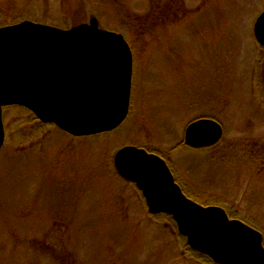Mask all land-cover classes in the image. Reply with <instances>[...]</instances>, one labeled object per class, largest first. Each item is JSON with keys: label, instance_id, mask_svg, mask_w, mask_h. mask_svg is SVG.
Wrapping results in <instances>:
<instances>
[{"label": "rangeland", "instance_id": "rangeland-1", "mask_svg": "<svg viewBox=\"0 0 264 264\" xmlns=\"http://www.w3.org/2000/svg\"><path fill=\"white\" fill-rule=\"evenodd\" d=\"M169 3L0 0V26L68 29L96 17L133 41L130 108L116 129L74 137L3 108L0 264H214L196 260L171 216L150 213L117 174L124 145L163 158L192 200L264 233V47L252 30L264 0ZM199 118L222 125L219 146L184 145Z\"/></svg>", "mask_w": 264, "mask_h": 264}, {"label": "water", "instance_id": "water-1", "mask_svg": "<svg viewBox=\"0 0 264 264\" xmlns=\"http://www.w3.org/2000/svg\"><path fill=\"white\" fill-rule=\"evenodd\" d=\"M252 30L264 47V9ZM132 66L126 38L98 27L96 17L68 29L30 20L0 26V149L6 106L26 108L40 123L75 137L116 129L129 112ZM222 135L217 120L199 118L186 125L183 142L211 146ZM113 166L141 192L150 213L171 216L189 249L216 264H264L262 233L222 207L188 198L159 155L124 145Z\"/></svg>", "mask_w": 264, "mask_h": 264}, {"label": "trees", "instance_id": "trees-1", "mask_svg": "<svg viewBox=\"0 0 264 264\" xmlns=\"http://www.w3.org/2000/svg\"><path fill=\"white\" fill-rule=\"evenodd\" d=\"M162 2H163V0H161ZM170 2V0H164V3H166L167 5L168 4H170L169 3ZM157 6H160V5H157ZM157 8V7H156ZM165 11H167L168 12V10L167 9H165ZM146 30L148 31V29H147V26H146ZM114 31H116V29L114 30ZM152 32H154V29H152L151 30ZM130 36L132 35V34H129ZM126 37V39L128 40V42L130 43V46L132 47V51H133V46H132V43H133V41H131V39L126 35L125 36ZM55 129H56V127H55ZM58 130V129H57ZM95 135H97V134H95ZM83 137H87V136H83ZM89 137H93V135H91V136H89ZM222 141V139L220 140V142ZM219 141L216 143V144H214V145H211V146H209V147H213V146H219L218 144L220 143ZM182 189V191L184 192V194L186 195V196H188V198H190L191 196H192V194L190 193V192H188L184 187H182L181 188ZM193 198H196V197H193ZM197 200H199V201H203V200H200L199 198H196ZM201 205H204V206H207L205 203H200ZM220 204H222V203H220ZM220 207H223L224 209H225V211H226V213L228 214V216L230 217V218H234V217H232V215L229 213V211H228V209H226L225 207H224V205L222 204V206H220ZM166 216L167 217H169V215L168 214H166ZM171 218L169 217V220H170ZM172 221V220H171ZM264 236V235H263ZM264 246V245H263ZM188 251L189 252H191L192 253V255H194L195 257H196V260H199V261H201V260H205V261H207L208 263H212V261L208 258V256H206V255H204V254H201V253H199V252H196V251H194V250H189L188 249ZM196 253V254H195ZM215 264V263H214Z\"/></svg>", "mask_w": 264, "mask_h": 264}]
</instances>
